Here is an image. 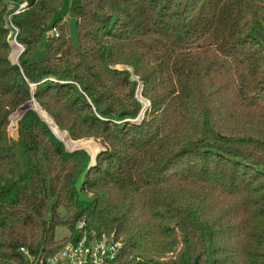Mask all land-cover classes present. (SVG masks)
<instances>
[{
    "label": "trees",
    "instance_id": "obj_1",
    "mask_svg": "<svg viewBox=\"0 0 264 264\" xmlns=\"http://www.w3.org/2000/svg\"><path fill=\"white\" fill-rule=\"evenodd\" d=\"M61 1L13 15V63L0 0V264L55 255L82 220L121 240L106 264H264V0H80L78 48Z\"/></svg>",
    "mask_w": 264,
    "mask_h": 264
},
{
    "label": "built area",
    "instance_id": "obj_2",
    "mask_svg": "<svg viewBox=\"0 0 264 264\" xmlns=\"http://www.w3.org/2000/svg\"><path fill=\"white\" fill-rule=\"evenodd\" d=\"M8 1L9 11L5 17L6 24L10 33L13 32V30L16 31V38L17 28L12 22V17L30 8L33 0ZM51 32L54 36H58V27L53 26ZM18 46L20 47V45ZM84 223L85 220H82L77 224V228L81 229V235L75 240L72 239L66 242L58 253L51 257H34L28 252L29 250L24 247H20L19 251L25 257L27 264H106L114 261L123 245L121 240L116 237L115 231L102 234H97L95 231H83Z\"/></svg>",
    "mask_w": 264,
    "mask_h": 264
},
{
    "label": "rangeland",
    "instance_id": "obj_3",
    "mask_svg": "<svg viewBox=\"0 0 264 264\" xmlns=\"http://www.w3.org/2000/svg\"><path fill=\"white\" fill-rule=\"evenodd\" d=\"M80 4V0H62L61 1V4H60V6H59V8L56 10V12L54 13V15H53V17H52V19L53 20H57V19H60V20H62V22H64L65 23V25H66V33H67V36L69 37V39H70V42H71V44H73V46L74 47H76V48H78L79 47V42H78V28H77V26H76V20H75V18L73 17V16H70V14H69V8H72V7H75V6H78ZM17 28V27H16ZM15 30H13V32H9V42H11L10 44H11V51H10V54H9V58H11L10 60L13 62V63H17L18 62V56L22 53V51L24 50V47L21 45V44H19L17 41H15ZM18 32V31H17ZM51 33V31L50 30H48L47 29V31L41 36V38H40V40H39V44H37V46H36V48H35V50H34V52H33V54H32V56H31V61H38V60H40V58L41 57H43L45 54H46V44H47V36L49 35ZM16 44H18V45H20V47H18V51L19 52H17L16 54H14V45H16ZM17 50V49H16ZM14 54V55H13ZM113 67H115V66H113ZM117 68H121L120 66H116ZM136 78V77H135ZM136 79H138V78H136ZM138 84H141V82H139ZM31 86V91H34V85H30ZM138 87V86H137ZM140 91H142V87H141V89H140ZM136 94V93H135ZM137 95V94H136ZM136 95H135V97H136ZM137 98V97H136ZM145 99V98H144ZM35 101V99H34V96H32L31 95V99H30V101ZM137 100L139 101V99L137 98ZM146 100V99H145ZM30 101L28 100L27 101V103L29 102L30 103ZM147 101V100H146ZM140 102V101H139ZM142 102V101H141ZM140 102V103H141ZM35 103L38 105V103L35 101ZM142 104V106H143V103H141ZM149 105V102L147 101V105L145 106V109L147 108V106ZM39 106V105H38ZM20 107H22V105L20 106ZM40 107V106H39ZM19 108V107H18ZM17 108V109H18ZM29 109L28 110H33V111H35V112H37L35 109H33V108H31V107H28ZM16 109V110H17ZM40 109H42L41 107H40ZM144 109V107H142V110ZM15 110V111H16ZM43 110V109H42ZM14 111V112H15ZM27 111V110H26ZM44 111V110H43ZM13 112V113H14ZM45 112V111H44ZM13 113H11L10 115H9V125H8V127H7V131H8V128H9V126H10V118H11V116H12V114ZM46 113V112H45ZM47 114V113H46ZM144 114V113H143ZM142 114V115H143ZM48 115V114H47ZM22 116V115H21ZM21 116H20V118H21ZM48 117H50L51 118V116H49L48 115ZM20 118H19V120H20ZM52 119V118H51ZM143 119V116H141V113L139 114V116L135 119V120H133V122H135V123H141V120ZM18 120V121H19ZM17 121V122H18ZM43 121H45V120H43ZM52 121H53V119H52ZM19 123V122H18ZM47 123V122H46ZM53 123H54V121H53ZM56 124V123H55ZM47 125H48V123H47ZM56 126V125H55ZM51 127V126H50ZM49 127V128H50ZM16 128H17V124H16ZM58 128V127H57ZM59 129V128H58ZM53 130V129H52ZM60 130V129H59ZM60 131H62V132H64V134H65V136H67V137H69L68 136V134H67V132L66 131H64V130H60ZM52 132H54V131H52ZM54 134H55V136L58 138V139H60V141L63 143V145H64V147H65V149L67 150V151H74V150H76V149H85L86 151H88V153L91 155V157H92V159H93V162H94V157H96L95 155L102 149V146H101V144L98 142V141H96V140H94V139H92V138H83V139H80V140H73V139H71L70 137H69V139H71L72 141H74V142H78L79 143V146H77V147H74V148H68L67 147V145H66V143H65V140H64V138H61V137H59L55 132H54ZM16 136H17V132H16ZM9 145V144H8ZM9 149H10V151L12 152V150H11V147L9 146ZM13 156V155H12ZM13 159H14V156H13ZM63 211V210H62ZM60 213H62V212H60ZM156 222H158V221H156ZM55 237H57L58 239H60V238H63V237H65V236H69V230L66 228V227H63V226H57L56 227V229H55ZM171 239H169V241H170ZM166 242H168V238H167V240H166ZM170 245H168L167 244V248L169 247ZM146 253L148 254L147 256H149V255H152L153 254V252H151V251H146ZM176 253H177V249L175 248V247H173L172 248V251L169 253V254H174V255H176Z\"/></svg>",
    "mask_w": 264,
    "mask_h": 264
},
{
    "label": "water",
    "instance_id": "obj_4",
    "mask_svg": "<svg viewBox=\"0 0 264 264\" xmlns=\"http://www.w3.org/2000/svg\"><path fill=\"white\" fill-rule=\"evenodd\" d=\"M116 66H120L121 68H117ZM114 68H117V69H126L127 67L125 66V65H115V67ZM130 71H131V73H132V70L130 69V68H128ZM131 78L132 79H136L134 76H133V74L131 75ZM141 87H142V83L140 84V89H141ZM31 95L32 96H34V91H31ZM22 106H27V102H25V103H23L22 104ZM29 106H27L26 108H25V110L23 111V113H22V115L24 114V112L26 111V110H28L29 108H28ZM144 111H145V107H144V109L140 112L141 113V116H143L142 114L144 113ZM37 113V112H36ZM38 114V113H37ZM39 115V114H38ZM40 116V115H39ZM40 118L42 119V120H44L41 116H40ZM19 120V119H18ZM46 122V121H45ZM48 126L50 127V125H49V123H48ZM50 129L52 130V128L50 127ZM53 131V130H52ZM54 133V132H53ZM9 146V145H8ZM197 261H198V257H195V259H194V261H193V264H197Z\"/></svg>",
    "mask_w": 264,
    "mask_h": 264
}]
</instances>
